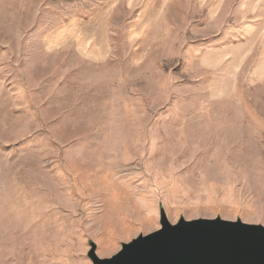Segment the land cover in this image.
<instances>
[{"label": "rangeland", "instance_id": "1", "mask_svg": "<svg viewBox=\"0 0 264 264\" xmlns=\"http://www.w3.org/2000/svg\"><path fill=\"white\" fill-rule=\"evenodd\" d=\"M168 3L0 0V264L109 258L160 209L264 226V79L213 80L222 18Z\"/></svg>", "mask_w": 264, "mask_h": 264}, {"label": "water", "instance_id": "2", "mask_svg": "<svg viewBox=\"0 0 264 264\" xmlns=\"http://www.w3.org/2000/svg\"><path fill=\"white\" fill-rule=\"evenodd\" d=\"M160 228L138 235L109 258H100L90 244L91 264H264V226L240 219L168 221L160 209Z\"/></svg>", "mask_w": 264, "mask_h": 264}, {"label": "crops", "instance_id": "3", "mask_svg": "<svg viewBox=\"0 0 264 264\" xmlns=\"http://www.w3.org/2000/svg\"><path fill=\"white\" fill-rule=\"evenodd\" d=\"M140 3L134 23L149 24L154 16L157 25L169 11V3L177 7L180 2H194L205 10L210 19L222 18L224 35L219 44L211 45L199 57L202 67L220 66V73L213 80L237 79L234 74L244 71L246 65L250 79H264V0H127ZM138 7V4L134 8ZM181 7V5L179 6ZM149 12H152L151 14ZM227 19L225 20V18ZM212 18V19H211ZM146 20V21H145ZM163 21V20H162ZM147 30L146 28H141Z\"/></svg>", "mask_w": 264, "mask_h": 264}]
</instances>
